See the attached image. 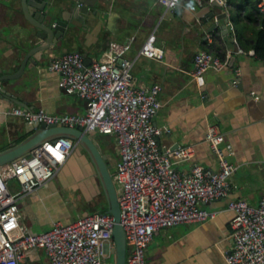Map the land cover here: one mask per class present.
<instances>
[{
	"label": "crops",
	"instance_id": "0c3cea01",
	"mask_svg": "<svg viewBox=\"0 0 264 264\" xmlns=\"http://www.w3.org/2000/svg\"><path fill=\"white\" fill-rule=\"evenodd\" d=\"M29 1L0 0L1 73L15 72L26 56L20 73L9 80L15 86L11 89L12 97L0 93V150L28 134L27 121L22 116L4 114L5 109L17 105L14 98L21 100V107L28 110L42 107L50 113L85 111V101L64 93L58 74L49 70L53 57L78 50L88 63L101 57L109 41L121 42L131 37L122 55L133 59L130 71L134 84L161 85L159 107L152 117L158 129V143L191 144L194 150L190 158L175 161L174 168L189 172L193 163L217 168V158L204 138L208 124H214L222 133L223 142L231 146L228 159L235 166L227 197L202 204L215 209L216 214L203 221L155 230L145 250V262L227 264L224 255L232 244V211L227 208V198H243L256 204L264 194V58L235 50L236 45L245 50L252 48V37L261 25L260 18H264V11L255 10L258 0H225L226 8L210 5L209 0H178L172 9H165L158 0H87L91 5L78 20L79 25H74L73 33H66L53 47L34 51V58L32 52L26 54L35 41L29 39L38 30L33 17L37 8ZM56 1L57 16L72 18V9L79 0ZM223 9L227 11L226 22L208 15L209 11L217 13ZM249 13L256 19L248 18ZM223 24L225 29L221 28ZM150 33L154 34V43L163 49L160 58L139 53L141 43ZM200 49L228 54L227 64L218 70H207L203 84L197 85L192 76V58ZM234 78L237 81L232 83ZM90 134L106 154L110 167L115 168L114 133ZM113 174L114 171L112 179ZM7 182L13 191L19 186L13 178ZM17 204L19 221L32 232L49 228L54 220L65 223L95 210L108 212L94 166L85 149L75 141L54 176L18 199ZM18 264L49 261L42 248L33 247L24 251Z\"/></svg>",
	"mask_w": 264,
	"mask_h": 264
},
{
	"label": "built area",
	"instance_id": "2783aa9c",
	"mask_svg": "<svg viewBox=\"0 0 264 264\" xmlns=\"http://www.w3.org/2000/svg\"><path fill=\"white\" fill-rule=\"evenodd\" d=\"M219 1L226 8L225 0ZM158 2L165 9H172L178 0ZM257 9L264 11V0H258ZM130 38L109 41L101 57L88 63L78 50L64 51L50 60L48 68L58 74L64 93L85 101L83 113H50L42 107L28 110L13 105L4 114L22 116L28 122L114 133L117 160L113 182L125 237L124 264H146L145 250L155 230L203 221L216 214L215 209L202 204L227 197L235 166L228 159L231 146L223 142L222 133L214 124H208L204 138L217 158V168L199 163H193L189 172L174 168L175 161L193 155V147L158 143V129L152 117L159 107L161 85L134 84L130 71L133 59L122 55ZM154 39L153 33L148 34L139 53L160 58L163 49ZM235 50L254 54L252 48L245 50L238 45ZM227 54L222 56L208 49L196 51L192 58L196 84H203L207 70L224 67ZM236 81L234 78L232 83ZM73 146V139L55 137L0 165V264H18L24 251L33 247L44 250L49 264H102L112 253L114 217L110 212L95 210L65 223L54 220L49 228L39 232L29 231L19 221L18 199L47 183ZM11 178L19 185L14 191L7 182ZM226 205L232 211V244L224 255L226 263L264 264V194L256 204L243 198H227Z\"/></svg>",
	"mask_w": 264,
	"mask_h": 264
},
{
	"label": "water",
	"instance_id": "95a60500",
	"mask_svg": "<svg viewBox=\"0 0 264 264\" xmlns=\"http://www.w3.org/2000/svg\"><path fill=\"white\" fill-rule=\"evenodd\" d=\"M30 2L29 0H27ZM36 6L33 17L37 22L34 25L38 28L35 31L32 39L29 42H33L29 51L26 54L31 53V57L34 58V51L50 48L60 43L61 39L68 34L73 33L74 25H79L78 20H82V16L86 14L89 5L87 0H79V4L73 7L72 18L64 19L57 16L58 2L56 0H32ZM210 5L221 7L222 5L216 1H210ZM95 12V11H93ZM210 17L215 16L216 19H223L227 21V11L222 10L217 13L212 11L208 12ZM214 23L212 24V26ZM226 25H221V28L225 29ZM231 39L234 40V35L231 34ZM21 60L19 69L12 73H1L0 68V93L3 95H11V89L15 86L9 80L13 79L20 73V68L24 66L25 58ZM13 102L19 106H23L21 100L14 98ZM28 132L19 141H12L9 146L0 150V165L5 164L8 161L16 159L21 155H26L35 146L39 145L45 140L54 139L59 136H67L73 139L78 145L83 147L92 162L96 174L101 182L102 188L105 192L107 201V211L114 217V224L111 230L112 238L114 240V248L112 250V259L110 261L103 262L102 264H124L125 263V237L124 230L119 223V206L117 201L116 186L113 182L112 175L109 171L110 164L108 162L105 153L100 151L98 143L91 136V132L95 130L84 131L81 127L56 125L53 123L46 124L44 122H28L25 129ZM176 146V145H175Z\"/></svg>",
	"mask_w": 264,
	"mask_h": 264
},
{
	"label": "trees",
	"instance_id": "16d2710c",
	"mask_svg": "<svg viewBox=\"0 0 264 264\" xmlns=\"http://www.w3.org/2000/svg\"><path fill=\"white\" fill-rule=\"evenodd\" d=\"M250 0H238V3L240 2H248ZM255 9V8H254ZM258 10V9H255ZM248 18L256 19V17L251 16L250 13L247 14ZM260 27L257 29L255 34L253 35V41L251 43L252 49L256 55L259 57L264 58V18H260Z\"/></svg>",
	"mask_w": 264,
	"mask_h": 264
},
{
	"label": "rangeland",
	"instance_id": "374dc122",
	"mask_svg": "<svg viewBox=\"0 0 264 264\" xmlns=\"http://www.w3.org/2000/svg\"><path fill=\"white\" fill-rule=\"evenodd\" d=\"M109 135H110V134H109ZM111 135H112V134H111ZM114 158L116 159V156H115V155H114ZM110 171H111V173H113V171H115L114 166H111V167H110ZM8 186H9L10 190L12 189V191H13V188H11L9 184H8ZM107 258H108L107 261H110V260L112 259V253H111Z\"/></svg>",
	"mask_w": 264,
	"mask_h": 264
}]
</instances>
